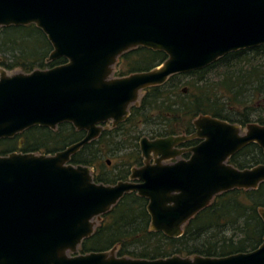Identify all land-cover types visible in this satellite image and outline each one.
Segmentation results:
<instances>
[{"label":"water","instance_id":"water-1","mask_svg":"<svg viewBox=\"0 0 264 264\" xmlns=\"http://www.w3.org/2000/svg\"><path fill=\"white\" fill-rule=\"evenodd\" d=\"M27 25L50 43L46 62H66L29 73L0 67V140L62 123L85 134L52 155L0 156V264H264V234L255 250L223 257L134 259L117 257L116 247L76 254L126 194L147 200L150 231L179 238L216 196L257 189L264 163L239 169L228 160L252 143L264 154V126L200 115L191 134L142 137V166L115 184L96 183L89 166L70 163L105 124L124 122L148 88L264 45V0H0V28ZM138 47L166 59L115 77L118 58ZM258 213L264 224V208Z\"/></svg>","mask_w":264,"mask_h":264},{"label":"trees","instance_id":"trees-1","mask_svg":"<svg viewBox=\"0 0 264 264\" xmlns=\"http://www.w3.org/2000/svg\"><path fill=\"white\" fill-rule=\"evenodd\" d=\"M51 50L45 35L34 25L0 28V67L6 71L18 69L29 73L66 62L64 58L46 62ZM165 59L163 52L138 47L118 58L116 67L124 66L126 70H115L114 76L148 71ZM184 77L189 79L182 82ZM129 112L124 122L103 130L71 157L73 165L94 168L96 183L126 181L133 167L142 166V137L137 131L140 124L160 126L149 139L191 134L192 122L200 115L242 127L249 123L264 126V45L227 54L201 70L173 75L163 85L145 90L139 105ZM84 134L69 123L58 125L56 130L34 126L13 138L0 140V156L11 152L52 155L78 142ZM197 143L198 140H192L183 146ZM122 150L126 154L121 155ZM107 155L120 159L115 165L117 172L104 160ZM184 157L187 159L188 155ZM228 163L239 169L251 168L263 164L264 155L252 143ZM146 206L147 200L136 193L124 195L102 216L92 236L82 242L80 253L116 247L117 257L134 259L154 260L172 255L223 257L255 250L263 240L264 224L258 210L264 208V182L255 190L234 189L216 196L186 224L179 238L150 231Z\"/></svg>","mask_w":264,"mask_h":264},{"label":"rangeland","instance_id":"rangeland-1","mask_svg":"<svg viewBox=\"0 0 264 264\" xmlns=\"http://www.w3.org/2000/svg\"><path fill=\"white\" fill-rule=\"evenodd\" d=\"M27 47H29V43L27 44ZM48 68V67H47ZM115 70L117 71V70H120V71H124V70H126V68L124 67V66H115ZM115 70H114V72H115ZM17 71H20V70H15V72H17ZM189 79V77H184V78H182V82H185V81H187ZM104 127L107 129V130H110L111 129V124H105L104 125ZM160 128V126L159 125H157V124H155V123H152V124H145V125H142V124H140L139 125V127H138V132H140V135H141V137H147V138H150V136H152V133H156V132H158V129ZM126 152L127 151H123L122 150V152L120 153L121 155L122 154H126ZM111 160L112 162L109 164L110 166H111V169H113V167H114V172H117V167L115 166L116 165V163H119V160L115 157V155L114 156H111V155H107L106 157H105V159L104 160ZM118 160V161H117ZM91 170H92V172H93V170H94V168L93 167H91ZM112 170V171H113ZM76 254H80V251H79V248H78V251L76 252Z\"/></svg>","mask_w":264,"mask_h":264},{"label":"flooded vegetation","instance_id":"flooded-vegetation-1","mask_svg":"<svg viewBox=\"0 0 264 264\" xmlns=\"http://www.w3.org/2000/svg\"><path fill=\"white\" fill-rule=\"evenodd\" d=\"M111 129H112V128H111ZM183 144H184V143H183ZM183 144L180 145L179 148H181V149H187V148H189V147H192V146H183ZM193 146H194V145H193ZM185 155H188V158H189V155H190V154H189V153H184V154L182 155V158L186 159V158L184 157ZM263 155H264V154H263ZM188 158H187V159H188Z\"/></svg>","mask_w":264,"mask_h":264}]
</instances>
